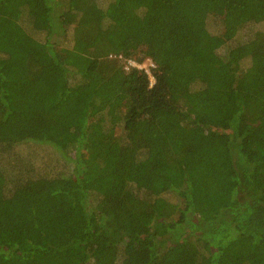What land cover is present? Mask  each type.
<instances>
[{"label":"trees","instance_id":"16d2710c","mask_svg":"<svg viewBox=\"0 0 264 264\" xmlns=\"http://www.w3.org/2000/svg\"><path fill=\"white\" fill-rule=\"evenodd\" d=\"M0 264H264V0H0Z\"/></svg>","mask_w":264,"mask_h":264},{"label":"built area","instance_id":"2783aa9c","mask_svg":"<svg viewBox=\"0 0 264 264\" xmlns=\"http://www.w3.org/2000/svg\"><path fill=\"white\" fill-rule=\"evenodd\" d=\"M111 57L122 58L123 56L122 54H111ZM130 65L138 67L140 69H144L149 74L151 83L153 84L155 82V76L153 74L152 68L156 67V64L152 60V58H149L145 63H141L136 60H129L127 68H129Z\"/></svg>","mask_w":264,"mask_h":264}]
</instances>
